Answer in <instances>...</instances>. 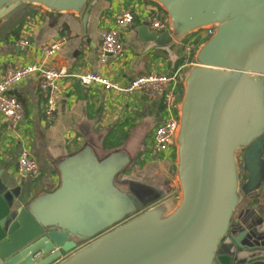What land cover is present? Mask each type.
<instances>
[{
	"label": "water",
	"instance_id": "95a60500",
	"mask_svg": "<svg viewBox=\"0 0 264 264\" xmlns=\"http://www.w3.org/2000/svg\"><path fill=\"white\" fill-rule=\"evenodd\" d=\"M98 1L0 0V41L35 10L73 17L88 44ZM144 1L168 30L141 26V41L174 51L201 38L180 75L179 191L125 177L127 154L90 147L26 206L0 182V264H264V0Z\"/></svg>",
	"mask_w": 264,
	"mask_h": 264
},
{
	"label": "crops",
	"instance_id": "0c3cea01",
	"mask_svg": "<svg viewBox=\"0 0 264 264\" xmlns=\"http://www.w3.org/2000/svg\"><path fill=\"white\" fill-rule=\"evenodd\" d=\"M153 10L160 11L144 0L96 2L88 44L82 43L79 23L73 17L64 16L57 22L34 10L1 39L0 80L9 69L45 63L41 47L60 38L65 43L50 64L69 74L60 82L55 122H47L48 97L39 76L11 90V95L24 107L21 125L14 128L0 115V182L8 193H18L20 207L58 188L59 164L87 147L101 160L122 151L131 159L125 177L162 188L169 184L176 191V182L169 175L175 154L164 160L157 159L152 152L153 132L167 116L164 99H151L141 93L123 95L99 86L85 87L76 78L80 74L101 73L127 86L140 74L181 75L192 63L186 49L188 43L169 51L138 38L137 30L150 25ZM126 11L133 13L135 21L121 30L122 51L102 65V33L114 29L116 18ZM25 40L28 47L21 46ZM23 153L38 164L37 175L21 169L19 159Z\"/></svg>",
	"mask_w": 264,
	"mask_h": 264
},
{
	"label": "built area",
	"instance_id": "2783aa9c",
	"mask_svg": "<svg viewBox=\"0 0 264 264\" xmlns=\"http://www.w3.org/2000/svg\"><path fill=\"white\" fill-rule=\"evenodd\" d=\"M134 21L135 17L132 12H123L116 18V27L102 33V65L108 62L109 57L116 56L122 51L123 38L121 30L132 25ZM150 26L153 31L163 33L168 30L167 18L160 16L158 10H153ZM204 37H206V34L202 38ZM200 39H193L187 44L186 49L190 57L193 56ZM64 43L65 40L60 38L43 45L40 50L45 63L9 69L0 80V115L8 119L14 128L19 127L23 122L25 111L19 100L11 95V90L23 81L35 76H39L41 88L47 93V122H55L59 105L60 82L62 79L69 77V74L64 70H57L50 63L61 51ZM21 46L28 47L29 42L22 41ZM76 78L85 87L99 86L107 91H114L123 95L141 93L151 99L162 97L167 116L153 132L152 152L155 157L164 160L175 154L172 142L179 124L177 106L183 95V86L178 73L173 76L163 73L140 74L127 86L112 81L101 73L80 74ZM19 165L22 170L29 174L37 175L39 172L38 164L27 153L21 155Z\"/></svg>",
	"mask_w": 264,
	"mask_h": 264
},
{
	"label": "flooded vegetation",
	"instance_id": "af4514ba",
	"mask_svg": "<svg viewBox=\"0 0 264 264\" xmlns=\"http://www.w3.org/2000/svg\"><path fill=\"white\" fill-rule=\"evenodd\" d=\"M262 207V202H256V203H252L250 204V206H248L244 211L245 213L242 215V217H245L247 214V212L252 211V210H257L258 208ZM249 214V213H248ZM235 223H238V221H236Z\"/></svg>",
	"mask_w": 264,
	"mask_h": 264
},
{
	"label": "rangeland",
	"instance_id": "374dc122",
	"mask_svg": "<svg viewBox=\"0 0 264 264\" xmlns=\"http://www.w3.org/2000/svg\"><path fill=\"white\" fill-rule=\"evenodd\" d=\"M160 12V16H162L163 18H166V15L160 10L159 11ZM199 44V43H198ZM197 44V45H198ZM189 60H193V56L191 57V58H189ZM119 152H121V153H124V152H122V151H119ZM126 154V153H125ZM157 159H161V158H159V157H156ZM175 159V158H174ZM175 182H176V180H175ZM176 190H178L179 191V184L176 182ZM241 217L239 216V219H240ZM239 221V220H238Z\"/></svg>",
	"mask_w": 264,
	"mask_h": 264
},
{
	"label": "trees",
	"instance_id": "16d2710c",
	"mask_svg": "<svg viewBox=\"0 0 264 264\" xmlns=\"http://www.w3.org/2000/svg\"><path fill=\"white\" fill-rule=\"evenodd\" d=\"M200 40H198V43H199Z\"/></svg>",
	"mask_w": 264,
	"mask_h": 264
}]
</instances>
